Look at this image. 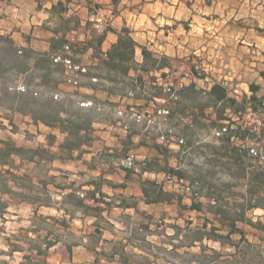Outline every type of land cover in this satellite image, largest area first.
<instances>
[{
  "label": "rangeland",
  "instance_id": "1",
  "mask_svg": "<svg viewBox=\"0 0 264 264\" xmlns=\"http://www.w3.org/2000/svg\"><path fill=\"white\" fill-rule=\"evenodd\" d=\"M153 2L148 1L147 3ZM142 3L144 4L145 1ZM158 4L155 10L149 9V13L153 14L154 18L150 15L149 24L146 23L139 29V33L146 34L144 50L149 49L146 51L151 53L155 60L148 58L146 61V72L141 74L144 86L139 88V98L146 104H154L157 110L154 109L155 111L151 113L139 112L144 120L139 127L145 132L156 130L160 134H166L171 129L170 122H168L170 116L159 113L170 110L160 106H175L180 112L193 115L197 123L193 128H188L187 123L178 125L181 138H176L174 141L180 145L177 152L165 147L156 148L157 145L151 141L148 143L149 146L155 145L160 156L157 155L156 150H153L146 153L145 160L139 159V163L144 162L145 165L147 162L149 167L162 174L159 178L148 175L143 182H156L162 185L167 192L182 195L183 206L191 205L192 198L195 196L194 192H208L207 190L216 192L223 185H227L229 189L225 191L224 198L233 207L236 200L244 201V195L251 185L249 179L252 167L250 166L255 164L264 166V159L250 152L251 149H255L264 156V111L260 107L259 111L255 112L251 100L254 94L264 104V78L262 77L264 67L261 63V56L264 54V0H159ZM1 56H13V50L6 40H0ZM155 62L157 66L163 65V67L154 69ZM45 65V63L42 64V67ZM17 68L24 70V62L21 61L18 65L9 62L0 70L1 140L11 139L9 135L11 132L24 136L25 124L33 120L31 110L49 112V108L52 107L61 114H68L70 118H89V114L83 113L82 116L75 109V99L68 98L65 102V99H56L54 95L45 96L40 92L33 91L29 94L27 90V93H22L25 90L22 85L35 88L40 80L34 73L26 77L21 75L15 70ZM53 80L54 76L49 74L41 81L50 85ZM215 84H220L229 90L231 98L237 101L235 108L232 105L220 107L222 114L232 115L235 119L234 123L217 122L211 117L210 109L215 101L209 92ZM253 85L258 86L256 93L251 88ZM14 105L25 115L19 116L18 119L14 118V113L10 110V107ZM206 108L209 116L205 123L201 112ZM233 109L236 111L234 112ZM159 116H164L166 120H160ZM150 120L155 121V124H148ZM200 122L202 129L203 124L207 126L206 136L200 135ZM218 126L226 127L228 131L217 136ZM159 127L160 130H157ZM30 130L27 137H31L32 144L24 146L25 139L20 137L13 141L19 147L27 149L44 148L38 134L35 133L36 129L32 127ZM232 130L245 131L246 139L225 141L233 135ZM180 140L183 141L182 144L179 143ZM64 141L57 140V138L52 140L54 147L63 144ZM233 148H241L250 154L249 157L244 158L245 166L237 164L229 157L228 152ZM50 151L64 158L69 156L65 150L50 148ZM41 156L47 161H41L39 166L28 161L16 163L18 161L14 159L15 166L19 168L25 166L27 170H30L28 177H24L19 171L8 173L9 167L0 165V264L3 262L21 264L24 261L25 253H10L11 248L8 243L20 246L26 251L29 248L27 236L33 238L39 245L42 243L38 237L25 232L31 228V224L40 223L35 212L38 215L50 213L48 210L39 209L40 203L59 210H70V204L74 203L73 199L64 202L60 198L61 193L55 188L57 182L67 185V177L57 175V169L53 161H50L51 155L42 154ZM169 168L178 170L181 177L169 173L164 174L163 171ZM79 198L82 197L79 196ZM196 199L205 206L209 204L206 198L196 197ZM24 200L32 202V205L24 204ZM165 204L139 211V235H134L133 239L139 241L141 248L147 252L140 249L138 254L125 251L124 254H120L124 262L127 264L183 262L181 255L186 249L181 248L177 251L181 254L180 256L170 251L173 249L172 244H179V241L183 240L184 232L180 233L179 238H174L172 236L175 231L172 226L176 225L185 229L190 221L192 222L191 228H202L207 219L218 225L211 213L192 212L184 209L176 201ZM228 212L231 215L234 214L232 210ZM52 214L58 219L68 220L66 217L59 216L58 212ZM246 217L255 224L263 222L264 210H248ZM74 226L78 228L80 223ZM145 226L149 228L145 229ZM211 226L210 223L208 228ZM42 227L51 229L53 234L64 239L67 245L77 243L78 236L82 234L76 232L77 237H75L71 229L67 231L52 220L42 224ZM239 227L245 231L252 248L249 249L246 259L240 255L238 260L248 264H264V234L248 224L239 223ZM91 229L92 226L88 222L82 227V230L87 232ZM46 234V231H42L40 235L45 236ZM233 238L239 241L240 236L235 235ZM143 240H146L149 245L143 243ZM205 245L210 249L207 254H211V249H215L224 253L225 259L234 260L231 257L235 252L232 248L221 247L219 243L214 242H205ZM152 246L155 247L152 248ZM158 247L161 249L159 250ZM60 248L63 249L61 246ZM187 251L199 253L200 249L197 246ZM57 252L58 257L59 253H64L61 249ZM50 263L58 264L55 259L50 260Z\"/></svg>",
  "mask_w": 264,
  "mask_h": 264
},
{
  "label": "crops",
  "instance_id": "2",
  "mask_svg": "<svg viewBox=\"0 0 264 264\" xmlns=\"http://www.w3.org/2000/svg\"><path fill=\"white\" fill-rule=\"evenodd\" d=\"M148 1L154 2L147 3ZM158 1L0 0V36L9 43L13 56H22L21 61L25 64L24 70H15L25 77L34 73L40 80L35 88L22 85L25 88L22 93H27V90L29 94L33 91L40 92L45 96L54 95L56 99H65V102L72 98L76 101L75 109L80 115H90L88 119L81 116L71 118L81 128L78 137L70 136L67 131L62 130L60 123L56 127H49L34 120L25 124L24 136L17 132L9 133L12 140L24 138L23 145L26 146L32 144L31 137H27V134L34 127L44 148H49L47 139L51 135L62 141L89 139L87 144L81 146V150L73 153L72 159L53 161L57 175L67 177V185L57 182L55 186L61 193L60 198L65 202L74 197L81 205L71 203L70 210H59L44 203L39 204V209L50 211L49 214H43L45 216L54 217L52 213L58 212L59 216L66 217L73 236L77 237L76 232L82 233L78 236V242L73 245H67L62 240L52 247L49 263L55 259L58 264H127L120 254L125 251L139 253V241L133 239L139 235V211L166 205L145 203L142 182L148 175L159 178L162 172L144 171V162L139 163V159L145 160L146 153L156 150L155 145H148L150 141L157 145L156 148L165 147L177 152L180 145L174 141L181 138L178 125L187 123L188 128H193L197 122L193 115L182 113L175 106H160L171 111L168 122L174 130V134L165 143L160 139L159 132H145L130 117L135 112L151 113L157 110V106L146 104L139 98V75L143 73L141 68L146 37L145 33H139V29L146 23L149 24L150 15L154 18L149 9L158 8ZM123 29L129 30V37L134 43L129 49L121 46L115 48ZM127 38L128 35L124 34L123 39ZM117 53L133 56V60L121 62L108 57ZM56 58L70 59L80 69H69L62 60L55 62ZM44 63L46 65L42 67ZM261 63L264 67V55L261 56ZM121 66L125 69L123 73ZM82 69L86 72H82ZM49 74L54 76V80L47 85L41 80ZM68 77L77 80L79 84L69 83ZM111 77L117 80H112ZM227 93L231 97L229 90ZM86 103L91 104L87 106ZM222 105L219 103L215 109H210L211 117L217 122H223L217 120V114L220 118L222 116ZM10 110L14 113V118L25 115L18 111L16 105L10 107ZM233 111L235 112L234 109ZM59 115L65 123L70 118L68 114ZM202 116L206 123L209 116L207 108L201 112ZM227 117L235 121L232 115ZM159 119L166 120L164 116H159ZM125 126L128 128L125 129ZM200 127V135L206 136L207 126L203 124L202 129L200 122ZM235 139L232 137V140ZM51 149L58 150L57 147ZM156 152L160 156L157 150ZM130 156L134 157L133 167L123 164ZM14 159L18 161L16 163L25 162L19 157ZM27 169L25 166H14L11 171H19L24 177H28L30 170ZM79 192L84 197L79 198ZM23 203L32 205L27 200ZM96 207H100L99 212L95 211ZM87 222L92 226L88 232L82 230ZM77 223H80V227L75 228ZM70 245L71 253L68 252ZM58 249L64 252L59 253V257L56 255Z\"/></svg>",
  "mask_w": 264,
  "mask_h": 264
},
{
  "label": "trees",
  "instance_id": "3",
  "mask_svg": "<svg viewBox=\"0 0 264 264\" xmlns=\"http://www.w3.org/2000/svg\"><path fill=\"white\" fill-rule=\"evenodd\" d=\"M128 35L126 40L123 39V35ZM4 38L0 36V40ZM133 45V40L129 37V30L123 29L121 34L119 35V42L115 48L121 46L124 49H129L130 45ZM264 55V54H263ZM22 56H1L0 57V70L3 69L8 65L9 62H12L14 65H18L21 62ZM112 57L113 59H118L121 62L133 60V56H128V54L117 53L115 56H108ZM143 57L144 62L141 68V71L146 72V61L147 59H153V55L146 50H143ZM8 60L9 62H5ZM118 67L119 65H114ZM157 67L162 68L163 65L157 66L155 62L153 68L156 69ZM124 66H121L122 73L124 72ZM129 71V69H128ZM262 77L264 78V72L262 73ZM112 80H117L115 77H111ZM144 86V80L142 75H139V88ZM254 93L257 92L258 86H251ZM210 96L214 99V104L211 106L212 108H216V105L221 103L224 106L232 105L235 108L237 101L228 96L226 88H224L220 84H215L209 92ZM253 101V110L258 112L260 107L263 108L264 111V104L259 100L254 94L251 97ZM33 104V102H32ZM236 111V109H234ZM169 115L171 111H168ZM30 114L33 120L37 123L41 122L46 126L49 127H56L58 123H60V128L64 131H67L70 136H79L80 126L75 124L71 118L62 120L60 118V113L55 108L50 107L49 112L40 111V110H31ZM217 114V120L229 121L232 123V119L225 116V114ZM234 123V122H233ZM222 129L223 126H218ZM233 135L228 137L225 141L229 142L232 140V137L238 139L240 141H244L245 131L242 130H232ZM224 134V133H223ZM222 134V135H223ZM264 134V130H263ZM254 137V135H253ZM55 139L54 136H49L48 138V146L49 148H41V149H27L24 147H19L17 144L12 140H1L0 139V165L5 167H9L7 170L8 173H11V169L15 166L14 165V157H19L23 162L28 161L29 163H33L37 166L41 163V161L46 160L41 155H51V162L60 159V160H68L73 158V153L77 150H81V146L83 144H87L89 139H66L63 144L57 146L59 151H67L69 156L64 158L57 154H53L50 151V148L54 147L52 140ZM224 139H222L223 141ZM229 157L233 159L237 164H244V158L249 157V153L246 150H242L241 148H233L229 150ZM47 161V160H46ZM252 170L250 172L251 178L249 182L251 185L249 186L248 192L244 195V201L240 202L238 200L235 201L234 206L231 207L229 202H226V198H224L225 191L229 189L227 185H223L222 188L219 190H214L216 192H211L212 190H207L208 192H194L192 203L190 206H183V196L180 194L170 193L167 192L162 185L157 184L156 182H142V191L143 197L146 204H157V203H172L176 201L180 206L184 209H188L192 212H207L213 214L215 217V221L218 223L216 225L214 222H210V220H206L203 224L202 228H191L192 222H188L187 228L183 229L180 226H172L174 229V238H179L180 233L182 234L183 240L179 241V244H172L173 249L170 251L173 254L180 256L177 251L181 248L186 249V251L181 255L183 257V262H176L174 264H248L247 262H240L239 256L242 255L245 259L248 256L249 249L252 248L251 243L248 241L246 237V233L243 229L239 227V223L248 224L253 226L258 231L264 234V221H260L258 223H253L249 218L246 217V213L248 210L251 209H263L264 210V166L261 164H255L250 166ZM144 171H157L151 167H149L148 163L145 162ZM163 172L172 174L176 177H181V173L174 169L169 168L164 170ZM13 175V174H12ZM213 189V188H212ZM196 197H203L209 201V204L206 206L202 202H198ZM74 200V204L81 205L80 201H77L74 197H70ZM175 198V199H174ZM44 205V204H40ZM95 211L100 210V207L94 208ZM229 210H232L234 214H229ZM99 212V211H98ZM35 216L39 219L40 223L38 224H31V228L26 230L25 232L28 234H33L34 236L38 237L42 240V243L39 245L35 243L33 238L26 237L27 244L29 246L28 251L23 249L20 246H13L12 244L8 243V246L11 248L10 253L20 252L25 253L24 261L21 264H50L48 261L49 253L52 247H54L58 242L64 240L59 238L51 229L47 227H42V224L46 223L48 220H52L59 225L63 226L67 231H70V224L66 219H58L56 217L38 215L37 212L34 213ZM212 224L211 228H208L209 224ZM148 229V226L144 227ZM46 231L47 234L45 236H41V232ZM239 235V241L234 240V236ZM53 237V238H51ZM205 242H214L219 243L221 247H230L235 252L232 254L231 257L234 260H229L224 258V253L211 249V254H207L208 248L205 245ZM143 243L149 245L146 240H143ZM73 245V244H71ZM68 246V252L71 253L72 247ZM199 247V253H192L187 250ZM155 246H152L154 248ZM139 249L143 252H147V250H143L139 245ZM160 250L161 248L158 247ZM150 254V253H149ZM10 256V255H9ZM35 256L37 258H35ZM259 260V259H258ZM260 261V260H259ZM3 264H8V262H3Z\"/></svg>",
  "mask_w": 264,
  "mask_h": 264
},
{
  "label": "built area",
  "instance_id": "4",
  "mask_svg": "<svg viewBox=\"0 0 264 264\" xmlns=\"http://www.w3.org/2000/svg\"><path fill=\"white\" fill-rule=\"evenodd\" d=\"M67 49H68V47H67ZM61 60H62L61 58H56V59H55V62H58V61H61ZM62 61L64 62V64H65V65L67 66V68H69V69H74V70H75V69H80L79 67H76V66L72 63V61H71L70 59H63ZM81 71H82V72H86L85 69H82ZM67 81H68L69 83L73 84V85H78V84H79L77 80H75V79H73V78H71V77H68ZM94 81H97V80L94 79ZM23 89H24V88H23ZM23 91H24V90H23ZM172 95L174 96V94H172ZM175 98L177 99L176 96H175ZM90 104H91V103H86L85 105L89 106ZM159 114H161V115H168L169 112H168V111H163V112H160ZM130 117H131L132 119H134L135 122H136L137 124H141V123L144 122V120H143V115H141V114H139V113H136V112H135V113H132V114L130 115ZM148 124H155V121L150 120V121H148ZM127 128H128V127L125 126V129H127ZM226 131H228V128H226V127L222 128L220 131L217 132V136H221V135H222L224 132H226ZM173 134H174V130L170 129V130H168V133H167V134H161L160 139H162L163 141H168V140L170 139V137H171ZM179 143L182 144L183 141L180 140ZM250 152H251V154L257 156L258 158L264 159V156L261 154V152H257L255 149H251ZM123 164H126V165L129 166V167H133V166H134V157H133V156H130L129 158H127L126 162H124ZM78 194H79V196L84 197V194H83V193H80V192H79Z\"/></svg>",
  "mask_w": 264,
  "mask_h": 264
}]
</instances>
